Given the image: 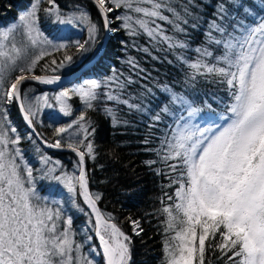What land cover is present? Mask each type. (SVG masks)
<instances>
[{
	"label": "snow or ice",
	"instance_id": "1",
	"mask_svg": "<svg viewBox=\"0 0 264 264\" xmlns=\"http://www.w3.org/2000/svg\"><path fill=\"white\" fill-rule=\"evenodd\" d=\"M44 2L29 0L16 20L0 25V264H101L97 256L102 264H135L143 220L118 221L98 206L102 193L91 191L96 167L104 170L95 125L80 111L50 137L40 131L45 108L59 105L63 116L73 115L72 96L86 109L104 104L113 128L144 126L139 150L152 157L143 164L163 193L155 213L163 217L160 264H264V0H75L64 9L58 0ZM41 12L61 26H86L87 39L54 42ZM121 32L130 38L120 42L126 53L172 65L171 53L184 73L180 88L142 83L152 73L131 54L121 61L125 71L87 78L54 97L26 87L58 85V69L74 74L92 60L99 64L107 56L104 39ZM61 51L58 61L53 52ZM38 68L53 74H36ZM205 82L225 93L221 111L207 92L201 99ZM13 107L25 131L12 121ZM44 149L74 154L73 171ZM37 179L63 184L67 200L49 204ZM72 210L86 218L82 232Z\"/></svg>",
	"mask_w": 264,
	"mask_h": 264
},
{
	"label": "trees",
	"instance_id": "2",
	"mask_svg": "<svg viewBox=\"0 0 264 264\" xmlns=\"http://www.w3.org/2000/svg\"><path fill=\"white\" fill-rule=\"evenodd\" d=\"M74 2L75 0H58V4L62 9L67 8ZM81 2L86 4V0H81ZM27 5H29V0H0V25L12 23L16 20L19 13L24 11ZM43 6H47L46 0ZM40 17L42 30L51 39L64 40L68 43L69 38L73 42L75 40L83 41L87 39L85 32L79 34L77 32L66 33L61 31L59 24L53 23L51 19L46 18L43 12L40 13ZM127 39L130 38L124 32L110 35L105 46L107 50L105 59L99 64L92 60L90 63H93L80 72L78 76L79 80L76 77L69 86L63 88L72 87L87 78L101 79L106 75L112 74L113 69L117 72L125 71L127 66L121 61L126 59L127 54L137 57L141 61L142 66L152 73V78L142 81V83L153 87L154 90L157 81L175 85L177 89L180 88V82L183 81L184 73L175 67V57L171 53L168 54V58L174 61L172 65L166 61L163 63L152 61L146 54L137 53L135 50H129L126 53L120 42ZM75 51L74 46L70 48V53H74ZM62 55V51L53 52V56L58 61L62 58ZM159 55L163 56L164 54L160 53ZM188 55L192 60H195L196 54L194 52L188 53ZM50 59L51 57H46L41 63L48 62ZM90 63H85L83 67ZM66 71V69H58L55 74H60L62 77L72 75L65 74ZM36 74L51 75L53 73L38 68ZM205 84L206 86L200 88L201 99H205L203 93L207 92L208 96L206 99L213 104L217 112L221 111L223 105L220 101L227 99L225 93L215 85L207 84L206 82ZM26 87H31L37 95L43 92H53L54 94L63 90L62 88L53 91L31 83H28ZM68 103L73 109V115L65 117L60 112L43 111V126L40 128V131L45 136L50 137L54 127L63 126L72 119H75L80 114V111L85 112L86 118L97 128L98 164L104 165L103 171L99 167H96L92 176L91 191L102 193V201L98 206L103 212L112 213L118 221H125L126 217L142 219L145 234L143 238H135L134 262L135 264H157L161 249L159 232L156 227L158 216L155 213L160 208V199L163 193L161 191L160 179L153 176L149 168L143 164L144 160L152 157L139 150L141 146L138 142L143 138L146 131L144 126L140 125L137 128H113L110 118L106 117L103 112L104 104L97 105L99 111L96 108L86 109L78 96H72ZM107 106L113 105L108 104ZM122 107L126 111V106ZM11 119L20 126L21 131H25L22 118L15 107L11 109ZM24 147L28 148V145ZM44 151L53 158V162L57 159L62 161L66 171H73L71 161L74 158V154L65 151H50L45 149ZM27 158L32 166H40L38 158L35 157V153L31 148H28ZM36 185L42 197H52V203L54 201L64 202L67 200V190L63 184L55 180L37 179ZM71 214L74 218V229L82 232L86 218L75 210H72ZM121 226L125 231L130 233V227L126 222L121 224ZM93 243L98 247L96 240ZM97 260L101 261L102 264L101 256H97ZM212 264H215V262L213 261Z\"/></svg>",
	"mask_w": 264,
	"mask_h": 264
},
{
	"label": "rangeland",
	"instance_id": "3",
	"mask_svg": "<svg viewBox=\"0 0 264 264\" xmlns=\"http://www.w3.org/2000/svg\"><path fill=\"white\" fill-rule=\"evenodd\" d=\"M21 13V12H20ZM19 13V14H20ZM19 16V15H18ZM11 24V23H10ZM9 25V24H8ZM60 26V30L61 31H63V32H66V33H70V32H77V33H79V34H82L83 32H85L86 33V37H87V35H88V33H87V27L86 26H82L81 28H72V27H70V26H61V25H59ZM49 38V37H48ZM49 39H51V38H49ZM51 40H53L54 42H56V43H65V44H68V42L67 41H64V40H54V39H51ZM62 82V81H61ZM29 83H31V82H29ZM31 84H36V85H38V86H43V85H39V84H37V83H31ZM44 87V86H43ZM45 93H47L48 94V96L49 97H54L56 94H58L59 92H57V93H54L53 94V92L52 93H49V92H43V93H41V94H38V95H43V94H45ZM54 105H55V100L53 99L52 101H51ZM53 111V112H58L59 113V105H55V107L53 108V109H47V108H45L44 109V111ZM60 114H62V113H60ZM45 198H47V202L49 203V204H51L52 203V197H45ZM160 208H161V205H160ZM159 208V209H160ZM161 219H163V217H157V220H156V227H157V225L160 223V220ZM157 229H158V232H159V237H160V249H161V253H160V257H159V260H158V262H157V264H160V262H161V259H162V248H161V243H162V236H161V234H160V232L162 231V229H160V228H158L157 227Z\"/></svg>",
	"mask_w": 264,
	"mask_h": 264
},
{
	"label": "water",
	"instance_id": "4",
	"mask_svg": "<svg viewBox=\"0 0 264 264\" xmlns=\"http://www.w3.org/2000/svg\"><path fill=\"white\" fill-rule=\"evenodd\" d=\"M109 38V37H108ZM108 38L107 39H104L103 41V45H104V48L107 44V41H108ZM73 80V76L71 77H66L63 79V81L58 84V85H51V86H46V85H43V86H46L47 88L49 89H52V90H56V89H60V88H63L64 86L68 85L70 83V81ZM31 83H36V82H31ZM46 150H51V151H60V150H54V149H46ZM66 152H69V151H66ZM97 244H98V241L96 240Z\"/></svg>",
	"mask_w": 264,
	"mask_h": 264
}]
</instances>
